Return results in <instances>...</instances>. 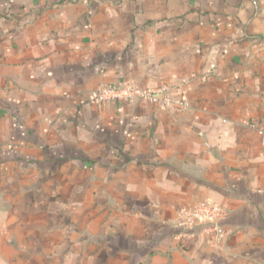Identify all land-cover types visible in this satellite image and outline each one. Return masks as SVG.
I'll use <instances>...</instances> for the list:
<instances>
[{
  "label": "crops",
  "instance_id": "1",
  "mask_svg": "<svg viewBox=\"0 0 264 264\" xmlns=\"http://www.w3.org/2000/svg\"><path fill=\"white\" fill-rule=\"evenodd\" d=\"M262 127L264 0H0V264H264Z\"/></svg>",
  "mask_w": 264,
  "mask_h": 264
},
{
  "label": "built area",
  "instance_id": "2",
  "mask_svg": "<svg viewBox=\"0 0 264 264\" xmlns=\"http://www.w3.org/2000/svg\"><path fill=\"white\" fill-rule=\"evenodd\" d=\"M94 101L102 102H135L146 101L162 109L184 111L190 107L188 90L184 84L162 83L158 86H141L135 83L109 84L99 88ZM261 143L264 148V127L260 130ZM226 211L211 201H202L180 210L178 226L186 231L204 222L212 223L206 232H217L219 223L224 219Z\"/></svg>",
  "mask_w": 264,
  "mask_h": 264
}]
</instances>
